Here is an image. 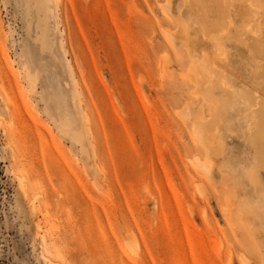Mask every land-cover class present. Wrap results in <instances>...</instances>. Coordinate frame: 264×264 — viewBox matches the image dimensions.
Here are the masks:
<instances>
[{
    "label": "rangeland",
    "instance_id": "1",
    "mask_svg": "<svg viewBox=\"0 0 264 264\" xmlns=\"http://www.w3.org/2000/svg\"><path fill=\"white\" fill-rule=\"evenodd\" d=\"M263 104L264 0H0V264H264Z\"/></svg>",
    "mask_w": 264,
    "mask_h": 264
},
{
    "label": "bare ground",
    "instance_id": "2",
    "mask_svg": "<svg viewBox=\"0 0 264 264\" xmlns=\"http://www.w3.org/2000/svg\"><path fill=\"white\" fill-rule=\"evenodd\" d=\"M30 2V1H29ZM33 3H34V6H35V8H36V10L38 11V12H45L46 10H47V8L50 6L51 7V5H52V3H54V0H33ZM30 4V3H29ZM29 9V8H28ZM52 11V10H51ZM45 14V13H44ZM46 18V17H45ZM40 19V18H39ZM48 24V23H47ZM49 29V28H48ZM49 34V33H48ZM41 35V34H40ZM46 35H47V33H46ZM43 46V45H42ZM264 105V104H263ZM263 107V106H262ZM264 109V108H263ZM262 111H264V110H262ZM262 117H263V115H262ZM261 125H262V127H263V129H262V131H260V135H261V137L260 138H262L263 137V139H264V118L262 119V123H261ZM257 139V138H256Z\"/></svg>",
    "mask_w": 264,
    "mask_h": 264
}]
</instances>
